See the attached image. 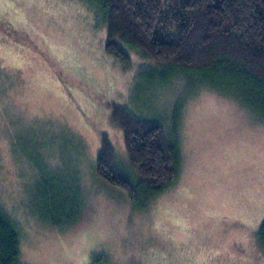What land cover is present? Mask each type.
<instances>
[{"label":"rangeland","instance_id":"obj_1","mask_svg":"<svg viewBox=\"0 0 264 264\" xmlns=\"http://www.w3.org/2000/svg\"><path fill=\"white\" fill-rule=\"evenodd\" d=\"M93 7L0 0V206L22 262L264 264V99L166 79L137 52L120 63ZM128 114L179 146L178 177L158 194L132 166L117 123ZM105 137L135 199L96 173Z\"/></svg>","mask_w":264,"mask_h":264},{"label":"trees","instance_id":"obj_2","mask_svg":"<svg viewBox=\"0 0 264 264\" xmlns=\"http://www.w3.org/2000/svg\"><path fill=\"white\" fill-rule=\"evenodd\" d=\"M89 1L106 21L105 52L120 63L129 64L137 52L154 62L153 69L160 66L156 74L166 79L191 73L213 82L212 87L231 81L242 95L264 99V0ZM6 18L0 10V23H8ZM126 116L117 123L136 176L147 196L158 194L178 177L179 146L162 123ZM102 142L96 173L135 199V187L120 171L110 141ZM258 237L264 242V221ZM0 264H24L20 233L1 206Z\"/></svg>","mask_w":264,"mask_h":264}]
</instances>
